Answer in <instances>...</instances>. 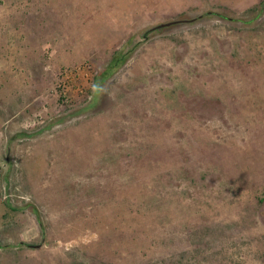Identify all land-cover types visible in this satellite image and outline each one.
Instances as JSON below:
<instances>
[{
    "label": "rangeland",
    "instance_id": "374dc122",
    "mask_svg": "<svg viewBox=\"0 0 264 264\" xmlns=\"http://www.w3.org/2000/svg\"><path fill=\"white\" fill-rule=\"evenodd\" d=\"M0 264H264V0H0Z\"/></svg>",
    "mask_w": 264,
    "mask_h": 264
}]
</instances>
